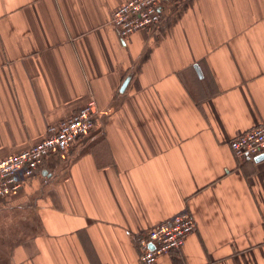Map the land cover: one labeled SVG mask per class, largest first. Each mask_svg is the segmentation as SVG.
Returning a JSON list of instances; mask_svg holds the SVG:
<instances>
[{
    "label": "crops",
    "instance_id": "1",
    "mask_svg": "<svg viewBox=\"0 0 264 264\" xmlns=\"http://www.w3.org/2000/svg\"><path fill=\"white\" fill-rule=\"evenodd\" d=\"M124 1L0 0V159L99 110L0 199L9 264H143L136 236L183 210L196 228L154 264H264V159L229 143L264 122V0H160L123 39Z\"/></svg>",
    "mask_w": 264,
    "mask_h": 264
},
{
    "label": "built area",
    "instance_id": "2",
    "mask_svg": "<svg viewBox=\"0 0 264 264\" xmlns=\"http://www.w3.org/2000/svg\"><path fill=\"white\" fill-rule=\"evenodd\" d=\"M180 1V0H176ZM160 0H126L112 11L110 22L125 39L136 31L160 25ZM94 99L70 117L50 125L44 136L29 147L0 159V199L16 192L26 180L41 173L47 155L65 151L81 135L95 126L99 112ZM235 156L256 157L264 154V122L245 130L230 140ZM194 216L186 210L155 224L136 236V246L143 264H154L161 255L182 249L187 236L196 228Z\"/></svg>",
    "mask_w": 264,
    "mask_h": 264
},
{
    "label": "rangeland",
    "instance_id": "3",
    "mask_svg": "<svg viewBox=\"0 0 264 264\" xmlns=\"http://www.w3.org/2000/svg\"><path fill=\"white\" fill-rule=\"evenodd\" d=\"M1 201V200H0ZM1 204V203H0ZM1 207V205H0ZM5 214L3 211L0 210V264H9V252H10V249H11V243L14 242V239H15V231H12V230H15L14 229V226L13 223L11 225V228H6L4 230V227L2 226V222H4V217ZM21 225V224H20ZM18 226V229H20L22 227L21 226ZM25 225V223L23 224V226ZM17 227V226H16ZM17 229V232H19Z\"/></svg>",
    "mask_w": 264,
    "mask_h": 264
},
{
    "label": "water",
    "instance_id": "4",
    "mask_svg": "<svg viewBox=\"0 0 264 264\" xmlns=\"http://www.w3.org/2000/svg\"><path fill=\"white\" fill-rule=\"evenodd\" d=\"M264 159V154H261L260 156L256 157V160H262Z\"/></svg>",
    "mask_w": 264,
    "mask_h": 264
}]
</instances>
